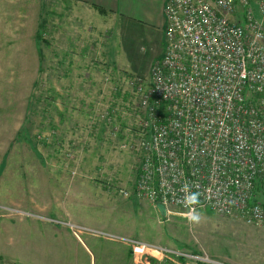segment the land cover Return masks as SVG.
Listing matches in <instances>:
<instances>
[{
  "label": "rangeland",
  "instance_id": "obj_1",
  "mask_svg": "<svg viewBox=\"0 0 264 264\" xmlns=\"http://www.w3.org/2000/svg\"><path fill=\"white\" fill-rule=\"evenodd\" d=\"M52 5L53 0H0V10L34 8L44 19L38 24L33 17L7 23L5 13L0 14V220L27 219L24 228L43 229L47 215L53 214L62 232L40 252H24L18 245L13 251L4 244L8 221H0V264H200L181 259L182 254L264 264V227L208 208L191 213L169 207L163 218L150 200L123 195L133 188L143 132L144 114L134 84L149 80L151 70L144 69L157 58L150 48L141 51L111 30L103 55L116 59L120 49L124 69L107 66L95 55L114 75L101 74L94 106L78 110L82 123L73 127V52L67 50L73 49L72 14L63 10L61 25L54 34L47 32L45 17ZM252 8L260 19L258 3L252 2ZM70 32L71 38L65 39ZM105 234L172 253H154L135 262L131 246Z\"/></svg>",
  "mask_w": 264,
  "mask_h": 264
},
{
  "label": "built area",
  "instance_id": "obj_2",
  "mask_svg": "<svg viewBox=\"0 0 264 264\" xmlns=\"http://www.w3.org/2000/svg\"><path fill=\"white\" fill-rule=\"evenodd\" d=\"M165 22L163 57L134 84L143 132L132 191L122 193L264 227V0H167ZM105 236L131 246L135 262L172 253Z\"/></svg>",
  "mask_w": 264,
  "mask_h": 264
},
{
  "label": "crops",
  "instance_id": "obj_3",
  "mask_svg": "<svg viewBox=\"0 0 264 264\" xmlns=\"http://www.w3.org/2000/svg\"><path fill=\"white\" fill-rule=\"evenodd\" d=\"M67 2L70 6L67 5ZM166 2L167 0H64V2L53 0V5L45 17L48 24L44 23V26L47 24L44 29L47 32L50 29L54 34L55 27L61 25L60 16L63 10L64 13L72 14L73 49H66L73 52V127L82 123L81 117L76 115L79 113L78 110L91 109L94 106V95L99 91L97 86L102 83V75L105 74L104 78L114 75V71L107 66L111 64L112 67L124 69L121 67L125 64L121 59L119 48L116 59L103 55L105 52L102 48L110 39L108 33L111 30L114 35L122 36L124 43L127 39L128 42L139 45L141 51L150 48L157 58L154 65L162 59L165 49ZM25 8L27 9V7L10 8L5 6L0 10V14L3 16L5 13L4 19L7 20V23L24 22L28 17L34 18V24L36 22L38 24L39 20L44 21L43 17L39 19L40 12L34 8H28V10ZM71 35V32L66 33L65 39H70ZM95 55L102 57L107 66L98 64ZM150 66L144 70H151L153 66ZM117 74L123 76L121 71H117ZM74 131L76 132V129ZM50 215L48 214L47 219L44 220L43 229L24 228L23 226L28 223L27 219H23L22 223L9 219L0 220L1 223L8 221L4 225L6 247L9 245L11 246L10 250L15 251L17 250L15 246L18 245L24 252L27 250L40 252L42 247L55 244V239L61 235L62 229L56 228V222L59 219ZM74 237L82 242L76 233ZM86 249L89 251L87 245ZM100 251L102 250L100 249ZM129 254L132 256L130 250ZM107 256L110 260H114L111 254H107Z\"/></svg>",
  "mask_w": 264,
  "mask_h": 264
},
{
  "label": "water",
  "instance_id": "obj_4",
  "mask_svg": "<svg viewBox=\"0 0 264 264\" xmlns=\"http://www.w3.org/2000/svg\"><path fill=\"white\" fill-rule=\"evenodd\" d=\"M155 207L160 212V214L163 218L167 217V209L163 204L157 203V204H155Z\"/></svg>",
  "mask_w": 264,
  "mask_h": 264
},
{
  "label": "clouds",
  "instance_id": "obj_5",
  "mask_svg": "<svg viewBox=\"0 0 264 264\" xmlns=\"http://www.w3.org/2000/svg\"><path fill=\"white\" fill-rule=\"evenodd\" d=\"M193 219H198V217H194Z\"/></svg>",
  "mask_w": 264,
  "mask_h": 264
},
{
  "label": "trees",
  "instance_id": "obj_6",
  "mask_svg": "<svg viewBox=\"0 0 264 264\" xmlns=\"http://www.w3.org/2000/svg\"><path fill=\"white\" fill-rule=\"evenodd\" d=\"M181 259H183V258H181ZM153 261V260H152ZM200 264H203V263H200Z\"/></svg>",
  "mask_w": 264,
  "mask_h": 264
}]
</instances>
